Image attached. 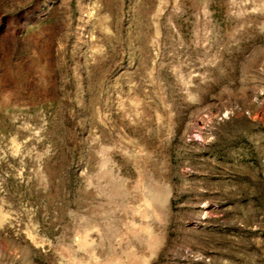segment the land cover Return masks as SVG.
I'll use <instances>...</instances> for the list:
<instances>
[{
  "label": "rangeland",
  "instance_id": "obj_1",
  "mask_svg": "<svg viewBox=\"0 0 264 264\" xmlns=\"http://www.w3.org/2000/svg\"><path fill=\"white\" fill-rule=\"evenodd\" d=\"M0 264H264V0H0Z\"/></svg>",
  "mask_w": 264,
  "mask_h": 264
}]
</instances>
